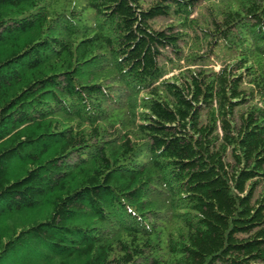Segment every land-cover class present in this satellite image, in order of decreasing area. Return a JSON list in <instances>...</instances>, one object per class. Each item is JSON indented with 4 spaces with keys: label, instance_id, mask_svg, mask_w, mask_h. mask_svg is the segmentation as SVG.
I'll use <instances>...</instances> for the list:
<instances>
[{
    "label": "trees",
    "instance_id": "trees-1",
    "mask_svg": "<svg viewBox=\"0 0 264 264\" xmlns=\"http://www.w3.org/2000/svg\"><path fill=\"white\" fill-rule=\"evenodd\" d=\"M0 264H264V0H0Z\"/></svg>",
    "mask_w": 264,
    "mask_h": 264
},
{
    "label": "rangeland",
    "instance_id": "rangeland-1",
    "mask_svg": "<svg viewBox=\"0 0 264 264\" xmlns=\"http://www.w3.org/2000/svg\"><path fill=\"white\" fill-rule=\"evenodd\" d=\"M203 4H204V6L206 5L205 3H203ZM202 11H203V8H199L195 15H200ZM168 22H171V21L167 20L165 23H168ZM173 57H174V55H173ZM209 67H214V69L219 70L220 65L215 63V61L211 60ZM176 73H177V70H174L173 74H176ZM171 76H172V74L168 75V77H171Z\"/></svg>",
    "mask_w": 264,
    "mask_h": 264
}]
</instances>
